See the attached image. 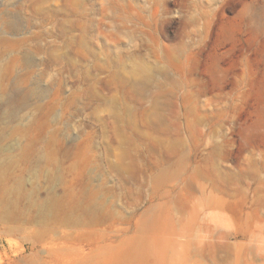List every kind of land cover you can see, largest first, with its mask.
<instances>
[{
  "label": "rangeland",
  "instance_id": "1",
  "mask_svg": "<svg viewBox=\"0 0 264 264\" xmlns=\"http://www.w3.org/2000/svg\"><path fill=\"white\" fill-rule=\"evenodd\" d=\"M0 264H264V0H0Z\"/></svg>",
  "mask_w": 264,
  "mask_h": 264
},
{
  "label": "bare ground",
  "instance_id": "2",
  "mask_svg": "<svg viewBox=\"0 0 264 264\" xmlns=\"http://www.w3.org/2000/svg\"><path fill=\"white\" fill-rule=\"evenodd\" d=\"M135 77H136L135 79H136L137 83L140 86H145L147 84V82H148V79L145 76H143V75H141L139 73H136ZM54 207H55V204H53V202L51 200H49L46 203L42 204L40 206V216H41V218L46 219L47 216L51 215L50 213L52 212Z\"/></svg>",
  "mask_w": 264,
  "mask_h": 264
}]
</instances>
